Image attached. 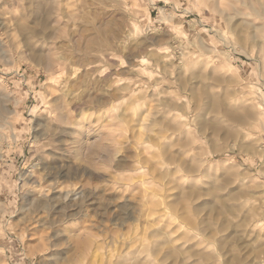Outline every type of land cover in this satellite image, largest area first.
I'll list each match as a JSON object with an SVG mask.
<instances>
[{
	"label": "rangeland",
	"instance_id": "374dc122",
	"mask_svg": "<svg viewBox=\"0 0 264 264\" xmlns=\"http://www.w3.org/2000/svg\"><path fill=\"white\" fill-rule=\"evenodd\" d=\"M0 264H264V0H0Z\"/></svg>",
	"mask_w": 264,
	"mask_h": 264
},
{
	"label": "bare ground",
	"instance_id": "6f19581e",
	"mask_svg": "<svg viewBox=\"0 0 264 264\" xmlns=\"http://www.w3.org/2000/svg\"><path fill=\"white\" fill-rule=\"evenodd\" d=\"M164 19H170V16L169 15H165L163 16ZM13 99V98H12ZM15 100V99H14ZM16 101V100H15ZM138 140L140 141L141 144H144L145 143V140L143 139V135L139 134V137H138ZM49 205V204H48Z\"/></svg>",
	"mask_w": 264,
	"mask_h": 264
}]
</instances>
